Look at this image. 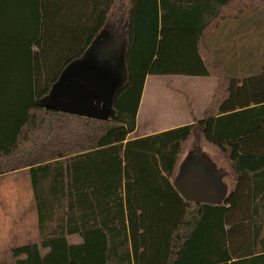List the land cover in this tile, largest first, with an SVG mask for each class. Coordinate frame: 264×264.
I'll return each mask as SVG.
<instances>
[{
  "label": "trees",
  "instance_id": "1",
  "mask_svg": "<svg viewBox=\"0 0 264 264\" xmlns=\"http://www.w3.org/2000/svg\"><path fill=\"white\" fill-rule=\"evenodd\" d=\"M263 1L0 0V175L27 169L39 225L58 218L39 244L12 248L9 264H264V48L258 70L239 77L206 46ZM105 29L125 71L112 113L46 108ZM147 75L211 76L216 86L201 119L128 138ZM197 133L227 155L220 203L187 201L174 186Z\"/></svg>",
  "mask_w": 264,
  "mask_h": 264
},
{
  "label": "rangeland",
  "instance_id": "2",
  "mask_svg": "<svg viewBox=\"0 0 264 264\" xmlns=\"http://www.w3.org/2000/svg\"><path fill=\"white\" fill-rule=\"evenodd\" d=\"M227 25H231V27H220L207 37L206 46L209 50L212 64L219 67L225 74L231 76L241 77L244 74L257 71L264 48V9H252L246 12L239 19V22H233ZM107 30L101 31L88 50L87 56L92 55L93 62L95 61L96 66L100 69L99 76H95V79L103 81L107 94L111 96L112 92L119 87L123 81L124 67L122 46H112V37L108 33L109 30ZM71 66L72 64L64 71V75L70 72ZM152 81L153 83H162L163 85L169 84L170 86L182 90L188 95L192 104V110L198 118H202V110L209 102L216 84L215 78L209 76L150 75L148 82ZM164 93L169 94L171 98H169V96L166 97ZM160 94L158 103L161 108L168 105L170 102L175 103L177 107H187V101L181 94L167 90L164 86ZM172 98L175 100H172ZM194 152H196L195 154L199 158L208 159L213 164L214 161L218 162L219 160L220 163L225 162V155L220 154L211 144L204 142L197 133L195 137L185 145V150L182 153L183 158L182 161L180 160L178 170L181 165L189 161L190 155ZM192 161L199 162V159H192ZM220 182L222 193L225 195L231 186L229 174L227 173L222 176ZM27 185H29V178L28 171L25 169L0 175V193L7 198H11L14 192L18 195V198L19 194H22V198L26 199V193L24 194L25 196H23L21 192L26 191ZM13 197H15V195ZM13 205V208H15L12 213L13 216H27L30 205L22 206V202H19L18 199ZM33 214L34 219H36L34 210ZM67 238L71 243L80 242V237L77 235H72ZM46 251L47 249L40 248L41 254H44ZM7 257L9 262L1 259L0 264H8L13 261L10 253L7 254Z\"/></svg>",
  "mask_w": 264,
  "mask_h": 264
},
{
  "label": "water",
  "instance_id": "3",
  "mask_svg": "<svg viewBox=\"0 0 264 264\" xmlns=\"http://www.w3.org/2000/svg\"><path fill=\"white\" fill-rule=\"evenodd\" d=\"M87 52L82 59L72 63L70 72L62 74L50 94L42 100L46 108L89 118H107L112 113L114 91L123 81L109 96L103 81L95 79V76H99L100 69L93 62L92 55L87 56ZM195 153L180 166L174 186L187 201L220 203L224 197L220 178L226 173L210 160L201 159ZM192 159H199V162H193Z\"/></svg>",
  "mask_w": 264,
  "mask_h": 264
},
{
  "label": "crops",
  "instance_id": "4",
  "mask_svg": "<svg viewBox=\"0 0 264 264\" xmlns=\"http://www.w3.org/2000/svg\"><path fill=\"white\" fill-rule=\"evenodd\" d=\"M251 9H264V1L257 4ZM238 21H239V18L230 19L229 22L233 23V22H238ZM149 76L150 75L146 76L145 82L143 85L139 107H138L137 114H136L135 130L128 135V138H138V137L154 134L157 132H161V131L174 128L177 126L190 124V123H193L194 118L201 119V118H198V116L192 110V104L187 95L189 102L191 104V107H189L188 100L184 96L185 93L182 90H180L177 87L170 86L169 84L163 85L162 83L161 84L153 83V81L148 82ZM159 86H162V87L164 86L167 90L174 91L178 94H181V93L175 91V89L182 91L184 94H181V95L184 96V98L186 99L187 107L186 108L177 107L175 103L170 102L168 105H165L164 107L161 108L160 104L158 103V100L161 95L160 93H161L162 87H159ZM164 95L166 97L169 96V98H171V96L167 93H164ZM212 95H213V92H212ZM172 100H175V99L172 98ZM203 110H202V113H203ZM224 155H225V158H224L225 162L224 163L221 162L223 164L220 163V160L218 162L214 161V164L217 168L224 169L223 173L227 174L228 173L227 168H226L227 155L226 154ZM182 158H183V155L181 154L180 156L181 161H182ZM28 178H29V173H28ZM21 193H23V196L26 195L25 197L26 199L22 198V194H19V198H18L17 197L18 195H16L14 192L12 194L13 196L15 195V197L12 196L11 198H7L0 193V260L2 259L3 261L9 262V259H7L8 258L7 254L8 253L11 254L10 251L14 247L21 246L24 244H29V243L39 244L41 242L42 236L47 233H50L54 228L57 227V224H58V218H54V219H47L43 221L41 225H39L37 211H36V202H35L34 193L31 187L30 179H29V185H27L26 187V191L25 192L22 191ZM17 199L19 200V202H22V206L30 205V210L28 211L27 216L23 214H22L23 216H20V215L13 216L12 213L15 210V208H13L14 207L13 204L17 201ZM33 210H34L36 219H34ZM69 236H72V235H69Z\"/></svg>",
  "mask_w": 264,
  "mask_h": 264
}]
</instances>
